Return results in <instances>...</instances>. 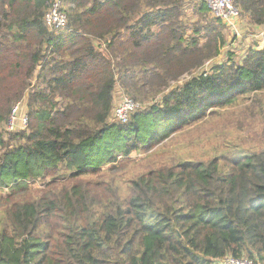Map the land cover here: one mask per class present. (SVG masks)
Here are the masks:
<instances>
[{
  "label": "trees",
  "instance_id": "trees-1",
  "mask_svg": "<svg viewBox=\"0 0 264 264\" xmlns=\"http://www.w3.org/2000/svg\"><path fill=\"white\" fill-rule=\"evenodd\" d=\"M50 1L0 0V264H264V150L161 164L123 192L102 172L263 91L264 46L165 92L218 56L221 22L185 37L184 0H60L71 32L58 33L42 22ZM232 1L264 26V0ZM116 86L138 104L125 124L112 115ZM24 97L38 124L7 148L1 128Z\"/></svg>",
  "mask_w": 264,
  "mask_h": 264
},
{
  "label": "rangeland",
  "instance_id": "rangeland-1",
  "mask_svg": "<svg viewBox=\"0 0 264 264\" xmlns=\"http://www.w3.org/2000/svg\"><path fill=\"white\" fill-rule=\"evenodd\" d=\"M49 2L46 10L50 7ZM200 3L197 0H184L182 23L185 26V37L191 35L194 26L202 28L212 20L209 10L206 14L197 12ZM208 9V8H207ZM215 26L218 23H213ZM224 38L218 56L205 61L200 67L184 73L177 80L169 83L165 92L184 84L191 76H197L202 72H210L217 65H233L238 63L246 55L249 48L264 46V26H253L246 16L241 15L233 29L217 26ZM125 94L116 86L113 92V107L118 105ZM152 99L141 102L140 107L146 108ZM17 110L14 112V107ZM9 115L14 117V130L9 132L5 124L1 130L6 140L5 145L11 148L13 145L7 142L8 137L15 133L24 132L31 134L38 124L37 119L29 114L27 98L24 97L15 105ZM26 120L23 128L22 121ZM9 135V136H8ZM264 150V90L258 93L241 95L226 107L209 111L199 122L187 125L182 130L173 134L161 144L149 150H137L128 157H119L118 162L106 165L102 168L105 179H113L122 190L127 189V183L131 178L148 173L149 170L161 164H182L186 162L209 161L212 159H236L253 152ZM110 168H113L108 172ZM64 165L58 166L61 174ZM68 175V172L66 173ZM51 181L36 178L29 182V189L36 191L42 189V184ZM90 187L95 186V179H86ZM7 190L0 191L4 196Z\"/></svg>",
  "mask_w": 264,
  "mask_h": 264
},
{
  "label": "built area",
  "instance_id": "built-area-1",
  "mask_svg": "<svg viewBox=\"0 0 264 264\" xmlns=\"http://www.w3.org/2000/svg\"><path fill=\"white\" fill-rule=\"evenodd\" d=\"M203 2L208 10L210 16L225 27L233 29L239 18V9L232 0H198ZM43 25L50 32L70 33L71 29L67 25V15L63 10L60 0H52L50 7L46 10L42 19ZM138 104L128 97H122L118 105L113 108L112 115L114 120L119 124L128 122L130 115L137 109ZM14 112L17 106L14 107ZM23 128L26 126V120L22 121ZM14 117L10 118L7 123V130L9 132L14 129ZM216 264H254L251 260L246 258H234L232 256L224 257L217 260Z\"/></svg>",
  "mask_w": 264,
  "mask_h": 264
}]
</instances>
